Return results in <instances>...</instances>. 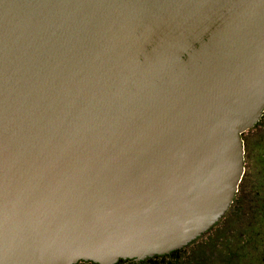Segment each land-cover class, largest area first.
Segmentation results:
<instances>
[{
	"label": "water",
	"instance_id": "95a60500",
	"mask_svg": "<svg viewBox=\"0 0 264 264\" xmlns=\"http://www.w3.org/2000/svg\"><path fill=\"white\" fill-rule=\"evenodd\" d=\"M263 111L264 0H0V264L185 245Z\"/></svg>",
	"mask_w": 264,
	"mask_h": 264
},
{
	"label": "flooded vegetation",
	"instance_id": "af4514ba",
	"mask_svg": "<svg viewBox=\"0 0 264 264\" xmlns=\"http://www.w3.org/2000/svg\"><path fill=\"white\" fill-rule=\"evenodd\" d=\"M261 135L264 137V131ZM245 153L244 148V172L229 208L196 238L169 252L144 258L121 257L112 263L79 259L74 264H264V162L255 160L258 169L246 182Z\"/></svg>",
	"mask_w": 264,
	"mask_h": 264
},
{
	"label": "rangeland",
	"instance_id": "374dc122",
	"mask_svg": "<svg viewBox=\"0 0 264 264\" xmlns=\"http://www.w3.org/2000/svg\"><path fill=\"white\" fill-rule=\"evenodd\" d=\"M264 131V114L262 119L255 127H251L243 132L242 137L244 140L245 156L248 159L247 163V173H246V182L251 180V172L258 169L257 162L258 160L264 162V137L260 134ZM258 155V156H257ZM260 162V164H261ZM261 166V165H260ZM259 166V167H260Z\"/></svg>",
	"mask_w": 264,
	"mask_h": 264
}]
</instances>
